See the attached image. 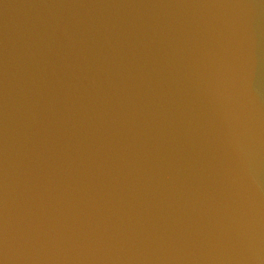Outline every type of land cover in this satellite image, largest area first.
Returning <instances> with one entry per match:
<instances>
[{"label": "water", "instance_id": "water-1", "mask_svg": "<svg viewBox=\"0 0 264 264\" xmlns=\"http://www.w3.org/2000/svg\"><path fill=\"white\" fill-rule=\"evenodd\" d=\"M264 186V0H130Z\"/></svg>", "mask_w": 264, "mask_h": 264}]
</instances>
